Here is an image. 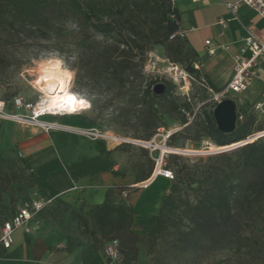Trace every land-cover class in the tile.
<instances>
[{
	"label": "trees",
	"instance_id": "trees-1",
	"mask_svg": "<svg viewBox=\"0 0 264 264\" xmlns=\"http://www.w3.org/2000/svg\"><path fill=\"white\" fill-rule=\"evenodd\" d=\"M69 18L78 20L96 34L118 36L117 44L104 50L102 63L111 72L118 88L114 99L121 100L131 94L135 99L133 106L137 116L134 119L143 132V138L137 139V143L152 142L158 131L165 127L164 116L172 118L180 114L184 116L182 124L188 123L184 112L190 109V104L169 100L175 88L171 82H165L167 89L162 96L153 93L156 81L147 83L140 94L128 85L131 78L141 73L136 70L135 52L145 54L152 46L163 47L166 57L176 64L182 65L186 59L193 58L185 70L192 77L200 74V70L194 68L195 63H201L199 54L185 40H170L180 27V13L175 2L0 0V37L37 35L42 39L53 40L61 34L60 23ZM206 79L215 92L224 89L215 86L207 76ZM77 96L87 100L91 108L97 109L96 98ZM110 101L111 98L105 103ZM120 109L124 111V108ZM256 123L254 111H238L236 129L231 134H224L218 130L213 114L203 112V121L194 119L182 133L172 134L170 145H174L176 138L186 132L193 133L195 140L207 139L218 148L238 145L264 132V127L256 126ZM137 143H125L108 150L105 142H99L100 153L104 158H111L114 153L119 154L118 151L128 152L134 146L140 149L145 162L136 166V172L123 165L115 173L123 178L132 176L135 185L152 176L158 156V153ZM181 160L178 155H166L164 168L173 173L171 181L174 183L171 190L164 194L154 223L142 233L133 229L135 213L127 201L129 191L139 190L133 187H120L107 193L102 203L89 210H85L83 205L75 208L63 200L57 201L54 206V200L52 205L40 212L39 217L42 219L46 212L54 220L69 215L81 229L82 235L92 242V255L82 258L84 261L98 255L112 240L119 241L121 254V260L113 264H136L141 257L142 245L151 257L152 264H190L195 259L230 247L237 250L248 247L252 238L258 245L264 238V136L193 164L180 165ZM22 163L31 171L28 163L24 160ZM31 177L37 183L33 174ZM51 182L54 187H67L62 174H54ZM10 183L8 176H0V203ZM123 192H127V198H123ZM16 209L5 219L0 212V230L5 222L12 219ZM0 257L6 258L2 249ZM106 262L111 264L109 260Z\"/></svg>",
	"mask_w": 264,
	"mask_h": 264
},
{
	"label": "rangeland",
	"instance_id": "rangeland-1",
	"mask_svg": "<svg viewBox=\"0 0 264 264\" xmlns=\"http://www.w3.org/2000/svg\"><path fill=\"white\" fill-rule=\"evenodd\" d=\"M60 24L61 34L53 40L42 39L37 35L14 38L0 37V53L4 58L0 60V101L7 103L9 114L31 116L29 111L14 108L12 101L17 97H22L34 107L40 108L45 105L49 100L47 90L43 89V86L37 81L41 80V71L45 67L55 68L58 66L55 61H58L65 71L72 74L69 92L76 96L79 94L96 98L98 100L97 109L89 106L84 109L85 111L82 110L70 116L52 118L43 116L41 121L60 123L63 119L65 122H69V118L83 120L89 130L99 132L106 137L112 135L120 139L115 143L110 140L98 139L105 142L110 148H116L125 143L135 145L137 139L143 138L142 129L134 119L137 116L136 108L133 106L135 99L132 94L121 100L114 99L118 88L111 72L102 63L104 50L107 47L115 46L118 36L106 37L96 34L72 18L62 21ZM195 27L198 26L195 25ZM197 30L198 32L193 36L197 37L196 47L200 50L202 39L208 29L200 30L198 28ZM135 53L137 55L134 60L138 65L136 70L141 73L137 77L131 78L128 84L135 90V93L140 94L150 81H156V84L171 82L175 88L169 96V100H175L179 104L185 102L190 104V109L185 111L189 116L184 114L188 119L186 125L182 124L184 116L180 114H175L172 118L164 116L165 127L160 129L152 140V143L159 147L155 153L160 155L162 146L167 150H173L168 154L180 156L182 158L179 162L180 165L183 163L193 164L200 159H206L208 156L219 153L218 147L211 141L207 139L195 140L193 133L187 132L179 135L176 138V143L170 145L172 134L182 133L194 119L202 122L203 112L213 114L217 105L208 90L210 87L200 64V74L192 77L193 79H188V82H184L182 73L186 71L185 66L190 64L193 58L186 59L182 65L173 63L166 57L161 46H152L145 54L140 51ZM50 61L51 63H49ZM232 69L233 66L225 62L214 69L208 67L206 71L210 81L218 88L223 89L232 77ZM78 98L85 100L81 97ZM109 98H111V103H105ZM224 99L233 100L236 103L237 112L254 111L257 116L256 126L264 127V105L260 109L256 108L257 102L261 99L264 100L263 94L247 91L237 96H225L222 100ZM120 108H124V111H121ZM118 152L124 166H127L126 168L132 172H136V166H141L145 162L142 152L136 146L128 152ZM4 174L8 176L11 183L0 203L3 219L10 217L14 209L26 198L42 193L37 189V183L31 177V171L27 170L19 155L0 152V176ZM173 183L174 181H159L155 185L159 187L160 184L167 193L171 190ZM59 200L62 199L56 198L53 205L55 206ZM42 223H46L50 229L58 233L62 237L61 241H66V250L70 251L76 248L81 250L83 259L91 257L93 252L91 240L82 235L81 229L69 215H63L54 220L46 212L42 217ZM56 240L60 241L59 236ZM99 254L105 261L108 260L104 254V248ZM136 264H152L151 257L147 254L144 245L141 246V257ZM190 264H264V238L259 241L258 245L252 238L248 247L240 250L230 247L210 256L195 259Z\"/></svg>",
	"mask_w": 264,
	"mask_h": 264
},
{
	"label": "crops",
	"instance_id": "crops-1",
	"mask_svg": "<svg viewBox=\"0 0 264 264\" xmlns=\"http://www.w3.org/2000/svg\"><path fill=\"white\" fill-rule=\"evenodd\" d=\"M237 1L239 0L174 1L180 13L179 31L185 32L184 40L187 45L199 54L200 66L207 77L206 68L214 69L221 63H229L233 66L232 71L234 70V55L244 46L247 30H251L258 40H264V19L257 12L241 4L238 20L233 18L226 4ZM220 20L225 21V28L220 25ZM198 28L208 29L200 50L196 47L197 37L193 36ZM207 40L211 42L209 46L205 44ZM209 50H214V55H210ZM247 91L264 96V64L259 77L245 92ZM263 102L261 99L257 104ZM70 115L72 114L65 116ZM52 117L55 116H49ZM64 120L60 123L45 121L55 125L47 131L0 118V151L9 155L17 154L29 164L37 181V189L42 192L37 193L38 196L53 201L60 198L75 208L83 205L85 210H89L102 203L107 193L120 187L135 185L132 176L123 178L115 175L124 165L118 153H114L111 158L102 157L100 140L77 131L89 130L85 121L74 118H69V122ZM107 149L114 148L107 146ZM54 174L64 176L67 183L65 189L52 185ZM60 180L63 181L62 178ZM159 181L171 180L159 177L155 183ZM155 183L146 189L129 191L127 201L135 213V232L142 233L154 223L166 192L160 184L157 187ZM32 225L34 231L30 235H26L23 230L16 232L15 244L11 251L5 252L6 258L0 257V264H107L101 254L84 261L81 250L67 251L66 241H61L62 237L46 223H42L40 217ZM58 236L60 241L56 240Z\"/></svg>",
	"mask_w": 264,
	"mask_h": 264
},
{
	"label": "built area",
	"instance_id": "built-area-1",
	"mask_svg": "<svg viewBox=\"0 0 264 264\" xmlns=\"http://www.w3.org/2000/svg\"><path fill=\"white\" fill-rule=\"evenodd\" d=\"M172 1L174 2L175 0ZM241 4L254 10L264 19V0H239L234 3H227L226 7L234 19L238 20V12ZM219 23L224 28L226 27L224 20H220ZM247 32L248 36L244 39V46L238 51L236 55H234L235 66L232 77L230 78L227 85L221 92H215L213 89L208 88L213 96L214 102L217 104L221 102L225 96H237L243 94L259 77L261 66L264 64V40H258L251 30H247ZM176 38L185 39V32L178 31L170 37V40H174ZM205 44L209 46L211 44L210 40H207ZM208 53L210 55H214L215 51L209 50ZM199 64L200 63H195L194 68L200 70ZM182 74V80H184V82H188V79H193L192 76L186 71H184ZM263 105L264 102L257 104L256 108L260 109L263 107ZM12 106L17 110L29 111L32 115L26 116L21 114H9L7 112V103L0 101V118L10 119L19 124L37 126L47 131L54 128L55 125L41 121V117L68 115L66 112H58V114H46L44 112L37 113V107H34L30 102H26L22 97L15 98L12 101ZM184 114L187 117L189 116L186 112H184ZM240 119L242 118L240 117ZM77 131L82 135L93 139L108 140L105 135L95 132L94 130ZM262 136H264V132L255 134L238 145L253 142ZM137 144L144 146L151 152H155L159 148L152 142H138ZM167 154L168 152L161 151V154L155 158L156 165L152 176L147 181L134 185L133 188L146 189L150 187L158 177L173 180V173L164 168L166 165L165 157ZM123 198H127V192H123ZM52 204L53 199H46L38 196L37 194H34L30 199L23 201L17 207L12 219L5 222L0 230V249L4 250L5 252L11 251L15 244V234L19 230H23L26 235H30L34 231L32 222H34L39 217L40 212ZM104 254L111 264L119 262L121 260L119 241L112 240L108 242L104 247Z\"/></svg>",
	"mask_w": 264,
	"mask_h": 264
},
{
	"label": "bare ground",
	"instance_id": "bare-ground-1",
	"mask_svg": "<svg viewBox=\"0 0 264 264\" xmlns=\"http://www.w3.org/2000/svg\"><path fill=\"white\" fill-rule=\"evenodd\" d=\"M55 63L58 64V66H55V68H50L47 66L45 67L48 70L47 72H45L44 70L41 71V77L47 76L52 78L41 79L39 82V84L43 86V89L47 90L49 100L46 101L45 105L41 106L40 108L38 107L36 108L37 113L44 112L46 114H58V112H66L69 115V114H75L77 112L89 108L90 106L89 102L84 100L87 106L81 105L79 103V100L81 99H79L76 95L69 92L71 79L69 80L66 76H64L65 70L62 68V65H60V62L55 61ZM61 81H63V84H61ZM69 96L76 97V100L75 101L69 100L68 99ZM107 138L108 140L113 141L114 143L120 140L112 135H107ZM227 147H223V148L221 147L217 149L220 150ZM160 149L162 152H168V153L173 151V150H167V148L163 146Z\"/></svg>",
	"mask_w": 264,
	"mask_h": 264
},
{
	"label": "water",
	"instance_id": "water-1",
	"mask_svg": "<svg viewBox=\"0 0 264 264\" xmlns=\"http://www.w3.org/2000/svg\"><path fill=\"white\" fill-rule=\"evenodd\" d=\"M166 85L159 83L153 87V93L162 96L166 92ZM213 118L218 130L224 134H231L236 129L238 112L236 103L231 99H224L219 102L213 111ZM240 145L220 149L219 152L227 151Z\"/></svg>",
	"mask_w": 264,
	"mask_h": 264
},
{
	"label": "snow or ice",
	"instance_id": "snow-or-ice-1",
	"mask_svg": "<svg viewBox=\"0 0 264 264\" xmlns=\"http://www.w3.org/2000/svg\"><path fill=\"white\" fill-rule=\"evenodd\" d=\"M49 63H51V61L49 62ZM45 72H47L48 70L45 68V69H43ZM71 73H69V72H67V71H65L64 72V76H66L69 80L71 79ZM50 78H52V77H47V76H45V77H41V79H50ZM40 81L38 80L37 81V83H39ZM61 84H63V81H61ZM68 99L69 100H71V101H75L76 100V97H74V96H69L68 97ZM79 103L81 104V105H84V106H87L86 105V102L84 101V100H79Z\"/></svg>",
	"mask_w": 264,
	"mask_h": 264
}]
</instances>
